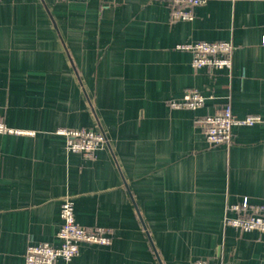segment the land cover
<instances>
[{
	"label": "crops",
	"instance_id": "crops-1",
	"mask_svg": "<svg viewBox=\"0 0 264 264\" xmlns=\"http://www.w3.org/2000/svg\"><path fill=\"white\" fill-rule=\"evenodd\" d=\"M264 1L207 0L172 21L157 0H0V264L58 247L60 206L103 228L71 264H264V234L226 226L264 205ZM226 41L231 68L197 71L177 45ZM196 110L170 109L185 91ZM228 106L251 126L210 145L199 120ZM59 129L103 133L92 158Z\"/></svg>",
	"mask_w": 264,
	"mask_h": 264
},
{
	"label": "built area",
	"instance_id": "built-area-1",
	"mask_svg": "<svg viewBox=\"0 0 264 264\" xmlns=\"http://www.w3.org/2000/svg\"><path fill=\"white\" fill-rule=\"evenodd\" d=\"M170 9L172 21H191L194 18V9L202 6L207 0H157ZM235 2L238 0H218ZM264 1V0H258ZM264 45V38L262 39ZM177 50L189 52L192 55L191 67L197 71L202 68L209 70L231 68V55L234 46L230 42L217 41L185 43L177 45ZM204 97L196 89H188L182 99L168 103L170 109L196 110L203 106ZM258 116L235 117L228 106L219 108L213 115L200 118L199 125L202 134L210 145H229L232 141V128L235 126H251L258 123ZM0 134H21L0 122ZM57 134L66 138V150L72 153H81L85 158H92L95 151L106 143L103 133L87 129H59ZM229 211L236 213L235 217L226 216V226L240 232L257 231L264 234V205L252 206L244 200L239 205H232ZM61 226L57 232L60 241L58 247L48 243L29 246L25 252V264H71L79 253L81 243L108 245L110 238L103 228L89 230L78 225L74 218L73 202L69 197L63 199L60 206ZM195 264H210L198 260Z\"/></svg>",
	"mask_w": 264,
	"mask_h": 264
}]
</instances>
